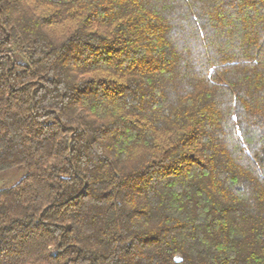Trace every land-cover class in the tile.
Segmentation results:
<instances>
[{
	"label": "trees",
	"instance_id": "1",
	"mask_svg": "<svg viewBox=\"0 0 264 264\" xmlns=\"http://www.w3.org/2000/svg\"><path fill=\"white\" fill-rule=\"evenodd\" d=\"M0 264H264V0H0Z\"/></svg>",
	"mask_w": 264,
	"mask_h": 264
},
{
	"label": "rangeland",
	"instance_id": "2",
	"mask_svg": "<svg viewBox=\"0 0 264 264\" xmlns=\"http://www.w3.org/2000/svg\"><path fill=\"white\" fill-rule=\"evenodd\" d=\"M24 176V171L12 169L0 172V188L8 187L17 183Z\"/></svg>",
	"mask_w": 264,
	"mask_h": 264
}]
</instances>
